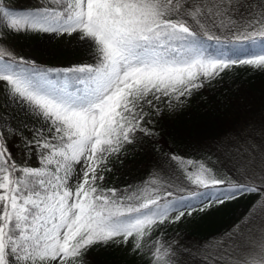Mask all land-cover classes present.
Wrapping results in <instances>:
<instances>
[{
    "label": "snow or ice",
    "instance_id": "1",
    "mask_svg": "<svg viewBox=\"0 0 264 264\" xmlns=\"http://www.w3.org/2000/svg\"><path fill=\"white\" fill-rule=\"evenodd\" d=\"M245 11L251 19L238 23ZM208 21L241 47L210 53L205 41L220 37ZM27 33L68 37L91 63L49 68L0 49L4 90L42 120L30 138L0 125V264H86L91 250L113 244L138 252L145 237L186 215L264 193V115L208 144L205 162L164 153L196 186L187 201L158 188L121 193L101 184L109 157L141 143L163 151L153 116L174 115L233 66L264 73V0H47L32 9L0 0V42ZM18 135L37 166L16 160L10 140ZM153 249L148 264H183L172 244ZM233 264H264V235Z\"/></svg>",
    "mask_w": 264,
    "mask_h": 264
},
{
    "label": "trees",
    "instance_id": "2",
    "mask_svg": "<svg viewBox=\"0 0 264 264\" xmlns=\"http://www.w3.org/2000/svg\"><path fill=\"white\" fill-rule=\"evenodd\" d=\"M251 18L245 11L243 17L237 15V21L245 22ZM210 34L220 37V42L215 40L205 41L207 48L216 50L225 46L230 53L241 45L231 41V33L226 30H218L212 27V22L206 23ZM59 57L57 55L43 54L40 59L47 64H52ZM264 115V73L253 66L236 65L213 80L210 85L197 91L190 101L180 107L172 116H166L158 120L153 116V126L162 135L161 143L156 145L162 152H153L147 143L130 147L127 152L113 155L106 161L108 171L104 172L105 180L101 184L107 188H115L121 193L145 187L158 188L161 195H165L166 189H170L176 196L191 195L196 186L191 185L186 174L179 165L170 167L164 153L171 155L179 152L185 155L204 157V149L213 141L235 134L245 121H258ZM10 147L15 154L21 148L19 135L10 140ZM24 161L23 158H18ZM163 165V167H161ZM155 181L153 184L152 182ZM244 198L229 201L230 205H223L216 213V222H201L198 224L179 223L176 226L166 225L158 234L153 233L154 239L147 237L142 241L140 251L130 250L119 244L100 246L91 250L86 257V264H148L152 259L149 249H153L156 241L172 244L177 247V258L188 264L191 259L196 261V253L184 244L173 241V232L183 236L196 237L199 241L208 240L210 236L219 231L228 229L235 223L249 206V201ZM189 240V238H185ZM126 246V245H125Z\"/></svg>",
    "mask_w": 264,
    "mask_h": 264
},
{
    "label": "rangeland",
    "instance_id": "3",
    "mask_svg": "<svg viewBox=\"0 0 264 264\" xmlns=\"http://www.w3.org/2000/svg\"><path fill=\"white\" fill-rule=\"evenodd\" d=\"M6 2L16 8L32 9L40 3L47 2V0H6ZM50 2L56 6L60 3H66L67 0H50ZM251 19L250 17L248 20ZM238 23H244L239 21ZM70 38L65 37L61 39L57 37L53 40H45L42 35L35 33L18 34L10 36L6 41L0 42V49L11 52L15 57H23L25 59H35L37 63L44 67L49 68H67L69 66H75L80 63H91V60L86 57V53L76 42H69ZM210 53L219 55L221 52L225 56H231L229 48L223 46L221 49L216 50L214 47H208ZM57 55L59 58L52 64H43L45 61L40 57L43 54ZM161 110H164L165 105L161 103L159 105ZM180 107L176 109L178 111ZM0 125L6 127H12L20 130V135L25 138H30V135L35 134L36 130L41 129L42 120L33 115L30 109L24 106H19L18 103L13 102L9 91L4 90V86L0 83ZM47 133H45L46 135ZM21 150L16 156L23 158L24 162L30 163L32 166H37V159L31 158L25 151L24 141L21 140ZM182 157V159L192 160L194 164L199 162H205L204 157H196L192 155H185L179 152H173ZM172 153V154H173ZM188 171H195L196 169L192 165H186ZM183 169V168H182ZM186 174V173H185ZM235 175V173H233ZM246 182V181H245ZM166 192H171L170 189H166ZM168 199L172 201H178L183 198L187 201L192 197L191 195L176 196L174 192ZM252 195L249 201L248 209L243 211L241 216L234 224L228 229L219 231L217 234L207 238L208 240L199 241L196 237H189L186 240V236L180 233L173 232L172 239L177 241L180 246L184 244L192 249L196 253V261L189 259L188 264H214V261L219 260V264H233L235 258L241 255L242 251L253 247L255 242L264 235V193H250L240 195L238 199L244 198L248 200V197ZM195 202V201H193ZM231 203L227 202L226 205ZM219 210V209H218ZM218 210L212 212L211 215H203L199 212H194L191 217H186L179 223L189 224V222L198 224L201 222H216V213ZM176 224H168L176 226ZM166 226V225H165ZM131 244L124 247H129ZM184 246V245H183Z\"/></svg>",
    "mask_w": 264,
    "mask_h": 264
}]
</instances>
